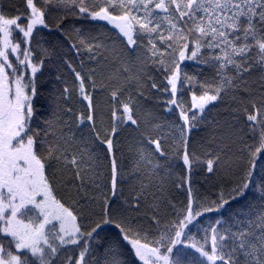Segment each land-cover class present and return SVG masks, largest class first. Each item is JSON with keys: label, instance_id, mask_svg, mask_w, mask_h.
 Instances as JSON below:
<instances>
[{"label": "snow or ice", "instance_id": "snow-or-ice-1", "mask_svg": "<svg viewBox=\"0 0 264 264\" xmlns=\"http://www.w3.org/2000/svg\"><path fill=\"white\" fill-rule=\"evenodd\" d=\"M0 264H264V0H0Z\"/></svg>", "mask_w": 264, "mask_h": 264}, {"label": "trees", "instance_id": "trees-1", "mask_svg": "<svg viewBox=\"0 0 264 264\" xmlns=\"http://www.w3.org/2000/svg\"><path fill=\"white\" fill-rule=\"evenodd\" d=\"M102 99V98H101ZM221 117L226 115L224 112L219 113ZM129 133H125V136H128ZM249 144H258V136L256 140H253L251 137H249ZM214 146L209 143V136L207 131H199L193 135L192 143L190 144V151L191 149H195L197 152L201 154V156L205 155V149H208L209 151L212 150ZM261 161H257V174H259V165ZM219 171V170H218ZM183 173L184 176L188 175L187 170L184 168L182 161L178 163V166H175L172 170V179H179L181 177V174ZM209 175L206 172L201 174L199 172V168L196 167L192 174H191V180L193 184V188L195 191H198L201 197L208 196L211 197L217 193V188L215 187L216 178L213 177L211 180L205 182V177ZM187 190V187L185 188V191ZM126 189V194H127ZM173 195H175V192L173 191ZM185 197H177V203H179L180 200L184 199Z\"/></svg>", "mask_w": 264, "mask_h": 264}]
</instances>
